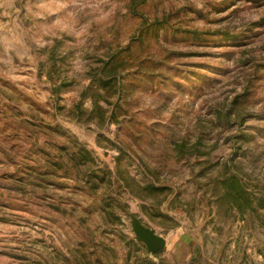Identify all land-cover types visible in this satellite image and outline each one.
<instances>
[{
  "label": "rangeland",
  "instance_id": "374dc122",
  "mask_svg": "<svg viewBox=\"0 0 264 264\" xmlns=\"http://www.w3.org/2000/svg\"><path fill=\"white\" fill-rule=\"evenodd\" d=\"M263 200L264 0H0V264H264Z\"/></svg>",
  "mask_w": 264,
  "mask_h": 264
},
{
  "label": "water",
  "instance_id": "95a60500",
  "mask_svg": "<svg viewBox=\"0 0 264 264\" xmlns=\"http://www.w3.org/2000/svg\"><path fill=\"white\" fill-rule=\"evenodd\" d=\"M129 216L135 238L143 243L149 252L158 253L166 248V238L164 236L157 233L154 228L144 224L137 215L129 213Z\"/></svg>",
  "mask_w": 264,
  "mask_h": 264
},
{
  "label": "trees",
  "instance_id": "16d2710c",
  "mask_svg": "<svg viewBox=\"0 0 264 264\" xmlns=\"http://www.w3.org/2000/svg\"><path fill=\"white\" fill-rule=\"evenodd\" d=\"M112 68L113 67H110V70L108 71L107 74H106V69L105 70L103 69V73H102V70H101V77H100L98 83L103 85V87H108L109 84L111 83V79H113L114 77L116 78V76H117V75H114V73L112 72L113 71ZM230 186H232V187L237 186L238 187V186H240V183H238L236 181L235 182L231 181ZM246 199L250 200L248 197H246ZM260 202L263 203L264 200L260 201ZM262 205L264 207V203Z\"/></svg>",
  "mask_w": 264,
  "mask_h": 264
}]
</instances>
